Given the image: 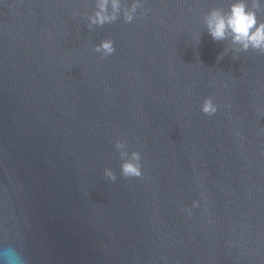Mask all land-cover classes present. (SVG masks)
Here are the masks:
<instances>
[{
	"label": "water",
	"instance_id": "obj_1",
	"mask_svg": "<svg viewBox=\"0 0 264 264\" xmlns=\"http://www.w3.org/2000/svg\"><path fill=\"white\" fill-rule=\"evenodd\" d=\"M98 2L0 0V248L25 264H264V53L208 34L230 0H109L116 19L89 30ZM118 140L139 178L120 175Z\"/></svg>",
	"mask_w": 264,
	"mask_h": 264
},
{
	"label": "clouds",
	"instance_id": "obj_2",
	"mask_svg": "<svg viewBox=\"0 0 264 264\" xmlns=\"http://www.w3.org/2000/svg\"><path fill=\"white\" fill-rule=\"evenodd\" d=\"M108 4L109 0H99L96 4L95 11L88 17L89 30L93 25L102 26L116 19L114 14L108 13ZM227 5L226 10L212 7L203 17V23L211 38L220 41L230 37L232 43L238 44L245 52L252 49L264 53V20L257 16L264 0H230ZM111 7L114 12L118 10L119 0H111ZM125 19L130 22L132 17L126 15ZM94 50L106 57L113 54L115 48L111 40H102L94 46ZM216 110L217 107L210 98L203 100L201 111L204 114L212 115ZM115 148L120 156V175L124 178H139L142 175L140 153L136 150L129 152L123 140L116 141ZM104 177L109 181L117 178L111 168L104 169ZM196 203L194 201L193 206ZM0 264H25V258L14 246L7 245L0 248Z\"/></svg>",
	"mask_w": 264,
	"mask_h": 264
}]
</instances>
